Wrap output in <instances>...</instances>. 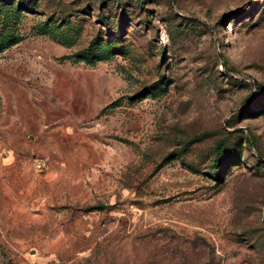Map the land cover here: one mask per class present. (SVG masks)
<instances>
[{
  "label": "rangeland",
  "instance_id": "374dc122",
  "mask_svg": "<svg viewBox=\"0 0 264 264\" xmlns=\"http://www.w3.org/2000/svg\"><path fill=\"white\" fill-rule=\"evenodd\" d=\"M264 0H0V264H264Z\"/></svg>",
  "mask_w": 264,
  "mask_h": 264
},
{
  "label": "trees",
  "instance_id": "16d2710c",
  "mask_svg": "<svg viewBox=\"0 0 264 264\" xmlns=\"http://www.w3.org/2000/svg\"><path fill=\"white\" fill-rule=\"evenodd\" d=\"M254 84L257 90H259L260 92H264V87H261L257 81H254Z\"/></svg>",
  "mask_w": 264,
  "mask_h": 264
}]
</instances>
